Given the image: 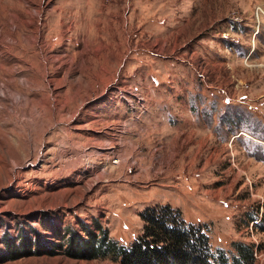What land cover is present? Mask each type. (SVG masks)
Here are the masks:
<instances>
[{
  "label": "rangeland",
  "instance_id": "obj_1",
  "mask_svg": "<svg viewBox=\"0 0 264 264\" xmlns=\"http://www.w3.org/2000/svg\"><path fill=\"white\" fill-rule=\"evenodd\" d=\"M0 57V240L160 205L264 264V0H0Z\"/></svg>",
  "mask_w": 264,
  "mask_h": 264
},
{
  "label": "trees",
  "instance_id": "obj_2",
  "mask_svg": "<svg viewBox=\"0 0 264 264\" xmlns=\"http://www.w3.org/2000/svg\"><path fill=\"white\" fill-rule=\"evenodd\" d=\"M142 229L128 246L109 238L98 219L81 223L80 232L67 228L60 242L44 237L37 230L19 232L16 237L3 234L0 240V264L30 257L64 255L81 261L109 259L119 264H251L250 246L233 245L238 255L227 257L223 250L215 254L202 226L186 225L178 210L155 205L140 214ZM32 233V235H31ZM65 243V244H64ZM231 260V262H229Z\"/></svg>",
  "mask_w": 264,
  "mask_h": 264
},
{
  "label": "built area",
  "instance_id": "obj_3",
  "mask_svg": "<svg viewBox=\"0 0 264 264\" xmlns=\"http://www.w3.org/2000/svg\"><path fill=\"white\" fill-rule=\"evenodd\" d=\"M110 162L112 166H117L120 162V159L118 157L112 156Z\"/></svg>",
  "mask_w": 264,
  "mask_h": 264
},
{
  "label": "bare ground",
  "instance_id": "obj_4",
  "mask_svg": "<svg viewBox=\"0 0 264 264\" xmlns=\"http://www.w3.org/2000/svg\"><path fill=\"white\" fill-rule=\"evenodd\" d=\"M33 15H38V12H35ZM33 15H31V16L33 17ZM9 25H10V24H9ZM12 25H13V24H12ZM7 39H8V38H7ZM7 39H6V40H7ZM7 41H8V40H7ZM9 41H10V40H9ZM0 58H1V57H0ZM2 59H3V58H2ZM0 60H1V59H0ZM5 60H6V59H5ZM13 81H14V80H12L11 82H13ZM0 94H1V95H4L3 97L5 98V95H6L5 92H1V90H0ZM11 96H13V98L16 100V102H18V101H17V98H15L14 95H11Z\"/></svg>",
  "mask_w": 264,
  "mask_h": 264
}]
</instances>
